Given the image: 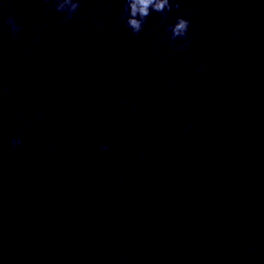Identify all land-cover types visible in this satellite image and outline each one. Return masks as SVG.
<instances>
[{
  "label": "water",
  "instance_id": "1",
  "mask_svg": "<svg viewBox=\"0 0 264 264\" xmlns=\"http://www.w3.org/2000/svg\"><path fill=\"white\" fill-rule=\"evenodd\" d=\"M55 2L0 0V264H264V0Z\"/></svg>",
  "mask_w": 264,
  "mask_h": 264
},
{
  "label": "clouds",
  "instance_id": "2",
  "mask_svg": "<svg viewBox=\"0 0 264 264\" xmlns=\"http://www.w3.org/2000/svg\"><path fill=\"white\" fill-rule=\"evenodd\" d=\"M81 2L82 0H56L53 7L57 12L64 13L66 20H71L81 7ZM179 7V0H122L121 19L125 27L135 35L143 31L147 18L152 13H159L162 18L167 19L169 12ZM5 23L10 26L13 34L20 31V26L14 17L9 16ZM189 26L190 20L182 15H176L171 22L167 23L165 31L168 33L169 44L175 45V42L181 41L178 47H187ZM20 142L19 137H14L10 141L12 145ZM99 147L101 150H106L108 146L105 144Z\"/></svg>",
  "mask_w": 264,
  "mask_h": 264
}]
</instances>
